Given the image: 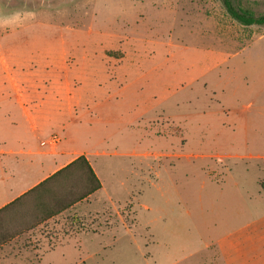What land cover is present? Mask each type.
I'll use <instances>...</instances> for the list:
<instances>
[{
	"label": "rangeland",
	"instance_id": "1",
	"mask_svg": "<svg viewBox=\"0 0 264 264\" xmlns=\"http://www.w3.org/2000/svg\"><path fill=\"white\" fill-rule=\"evenodd\" d=\"M233 2L264 16V0ZM19 131L85 154L105 194L98 215L37 227L0 264L75 233L104 245L87 264H235L227 237L264 221V26L221 0H0V150Z\"/></svg>",
	"mask_w": 264,
	"mask_h": 264
},
{
	"label": "crops",
	"instance_id": "2",
	"mask_svg": "<svg viewBox=\"0 0 264 264\" xmlns=\"http://www.w3.org/2000/svg\"><path fill=\"white\" fill-rule=\"evenodd\" d=\"M49 118L50 112L48 110L46 112L43 107H38L36 119H38L39 125L35 129H41L43 131L47 127V120ZM11 125H14L13 122H11ZM17 127L18 124L13 126V128L18 129ZM12 134L13 137H3L2 142H4L5 150H0V157H8L4 161L0 159V209L79 157L73 158L74 152H70L66 144L62 145L58 152H52L48 147H44L46 138L40 139L38 137L36 140L39 144L35 147L32 146L29 140L30 138L22 131L18 133L12 132ZM12 140L16 144L14 147H11V143L8 144V141ZM82 155L89 160L101 182V189L91 195L87 200L75 205L59 216L49 219L38 227L45 226L70 211L76 210L79 216L98 215L102 212L95 205L100 204L101 200H103V195L105 194L104 183L92 161L85 154H81L80 156ZM18 156L27 157L29 160L27 162H20L17 159ZM255 224V226L250 224L235 232H231L229 238L227 237V245L229 247L233 245L237 247V264H264V221L263 219H259L255 221ZM30 232L29 236L31 235ZM21 238L22 236L3 245L0 247V250L6 248L8 245L15 244ZM96 239L97 236L90 240L86 235L78 233L64 236L54 234L50 239L45 238L43 241H37L39 242L37 243L38 248L35 247L33 250H35L34 252L36 254L39 253L42 256V260L35 264H87L88 256H97L104 250L102 242H96L97 244L93 243L95 242L93 240ZM91 248L95 250L89 251ZM14 255H17L16 251ZM7 264L25 263L18 262V259H14Z\"/></svg>",
	"mask_w": 264,
	"mask_h": 264
},
{
	"label": "trees",
	"instance_id": "3",
	"mask_svg": "<svg viewBox=\"0 0 264 264\" xmlns=\"http://www.w3.org/2000/svg\"><path fill=\"white\" fill-rule=\"evenodd\" d=\"M228 15L243 26H264V16L221 0ZM101 189L89 160L79 156L0 209V247L87 200Z\"/></svg>",
	"mask_w": 264,
	"mask_h": 264
},
{
	"label": "built area",
	"instance_id": "4",
	"mask_svg": "<svg viewBox=\"0 0 264 264\" xmlns=\"http://www.w3.org/2000/svg\"><path fill=\"white\" fill-rule=\"evenodd\" d=\"M59 141V139L57 137H53L51 139V143L50 144H56Z\"/></svg>",
	"mask_w": 264,
	"mask_h": 264
}]
</instances>
